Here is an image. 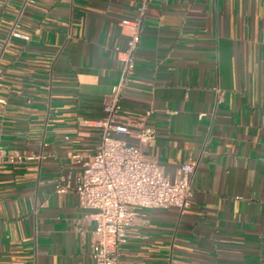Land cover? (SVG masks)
Masks as SVG:
<instances>
[{"label": "crops", "instance_id": "1", "mask_svg": "<svg viewBox=\"0 0 264 264\" xmlns=\"http://www.w3.org/2000/svg\"><path fill=\"white\" fill-rule=\"evenodd\" d=\"M24 1L0 0V52L16 20L28 36L0 56V264H92L89 211L54 179L94 154L141 0ZM120 102L152 132L129 143L194 170L190 207L140 208L117 264H264V0H149Z\"/></svg>", "mask_w": 264, "mask_h": 264}, {"label": "built area", "instance_id": "2", "mask_svg": "<svg viewBox=\"0 0 264 264\" xmlns=\"http://www.w3.org/2000/svg\"><path fill=\"white\" fill-rule=\"evenodd\" d=\"M30 2L25 0L23 5ZM148 2L141 0L133 18L121 22L128 40L126 48H116L121 63L120 80L113 86L103 104L102 116L96 122L99 140L92 158L83 162L76 174H60L54 179L56 192L73 193L78 205L89 211L86 217L94 223L89 252L92 264H117L118 250L126 243L128 230L137 221L140 208L184 210L190 207L194 164L185 161L180 166V175L171 179L155 159L143 153L140 145L131 144L124 137L131 132L143 141L152 137L150 130L123 115L120 102L121 92L134 74L135 52ZM18 28L16 20L4 40L0 56L10 38L28 39ZM221 99L218 96L216 102ZM22 159L21 156L9 158L10 161Z\"/></svg>", "mask_w": 264, "mask_h": 264}]
</instances>
